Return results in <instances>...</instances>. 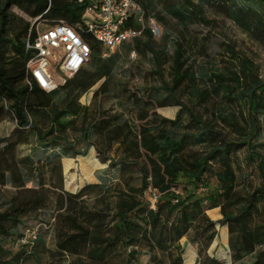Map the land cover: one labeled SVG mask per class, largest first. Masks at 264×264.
<instances>
[{"label":"trees","instance_id":"obj_1","mask_svg":"<svg viewBox=\"0 0 264 264\" xmlns=\"http://www.w3.org/2000/svg\"><path fill=\"white\" fill-rule=\"evenodd\" d=\"M136 1L143 8L146 19L156 18L162 22V16L155 12L158 1L164 12L180 23L200 19V5L214 2L247 32H264V0H199V5L191 0ZM48 3L49 0H0V121L5 117L15 121L12 135L0 138V264H20L21 253L6 247L5 243L11 238L15 244L20 243L29 228L26 226L20 232V226L47 208H53L60 216H63L60 210L67 211L63 219L58 220L60 226L56 231L57 250L64 254L86 255L103 262L109 248L118 241L134 246L143 238L152 249L158 247L166 252L168 264H182L183 247L179 241L186 236L189 242L196 245L198 261L203 257L202 264H222L207 253L216 235L215 225L219 223L227 226L233 264H264V160H257L258 153L255 151V145H259L256 143L259 129L256 115L264 112V80L249 68L246 60L241 68L225 72L216 69L212 73L214 79L209 78L213 80L214 88L200 89V76L192 65H188V47L183 40H177L171 60V85L163 83L165 93L154 95L149 101L153 109L176 104L180 110H187L191 120L198 124L195 133L179 134L173 130L179 124L180 110L175 119H161L153 124L147 120L148 115L142 109L139 124L107 116L98 123L85 126L88 108L82 106L78 99L97 81L112 73L120 55L115 52L103 57L100 44L80 27L79 33L90 47L88 62L54 90H44L31 78L26 67L31 53L26 50L25 44L27 39L35 38V26L11 8L17 7L31 19H41L49 25L63 21L73 27H78L85 9V4L77 0H51L49 10L45 12ZM133 25L140 26L137 22ZM143 34L146 41L141 42L136 37L123 46L126 51L150 52L154 71L161 75L162 65L166 62L168 36H163L162 43H156L149 28L145 27ZM226 47L233 51L231 45ZM92 67L93 72L89 70ZM181 85L189 89L190 94H197L200 101L223 89L225 97L232 95V98L245 103L250 117L248 129L238 124L233 113L229 117L218 114V118L204 121L193 112L191 99L186 97L190 105L180 100L176 90ZM152 115L157 116L154 110ZM79 119L85 121L77 127ZM216 120L231 127L234 140ZM73 128H77L85 141L99 138L92 144L102 156V161L110 158L107 152L117 142L122 157L113 164L117 163L122 169L138 166L139 191L142 193L151 188L157 195L155 207H151L147 201L133 194L118 192V211L114 215L117 221L113 225V235L107 240L112 247L101 248L98 243L100 236L89 227L93 220L100 219V214L92 210L84 211L81 206L86 190L97 184H88L76 193L64 189L62 157L85 154L74 149V143L68 140L67 133ZM31 138L37 147L43 149L42 152L19 156V146L29 144ZM189 140L203 146L202 151L185 156ZM241 145L248 146L247 157L256 161L261 176L260 185L243 193L236 189L237 177L232 168L234 151ZM87 159L94 161L93 156ZM213 161L219 163L220 170L212 168ZM70 163L71 159H66L65 168ZM73 180L72 176L67 184ZM28 183L34 185L28 186ZM7 184L13 191L4 197ZM128 188L134 191L132 187ZM105 205L108 208L109 202L106 201ZM217 207L222 217L213 221L206 211ZM41 241L37 235L26 244L31 248ZM136 254L131 249L126 264L135 260ZM158 258L156 254L150 256L152 263L159 264Z\"/></svg>","mask_w":264,"mask_h":264},{"label":"rangeland","instance_id":"obj_2","mask_svg":"<svg viewBox=\"0 0 264 264\" xmlns=\"http://www.w3.org/2000/svg\"><path fill=\"white\" fill-rule=\"evenodd\" d=\"M191 1L196 5L200 4L199 0ZM200 6V13H198L200 19L196 18L180 23L168 16L162 9L160 2L156 1L155 12L159 13L163 20L160 22L153 18L160 26V33L153 35L154 40L156 43H162L163 36H168L165 49L166 62L162 65L161 75L156 74L154 71L155 67L152 64L150 52L143 53L141 50L126 51L125 47L121 46L116 51L120 57L113 67L112 73L108 77H103L97 81L78 99L82 106L88 108L85 126L98 123L107 116L111 119L112 117H119L122 120L127 119L134 124H139L142 109L147 113V120L150 124L158 123L161 119H175L180 106L172 104L153 109L149 99L154 95L165 93L166 90L162 88L163 83L171 85L173 77L171 60L175 41L177 40H183L188 47L190 57L188 65H192L198 76H200L198 78L200 89L212 90L214 88L213 80L210 81L209 78L214 79L212 73L216 69L225 72L227 69L241 68L242 62H246V60L249 68L264 80V32L258 31L253 34L247 32L232 20L218 3L209 2ZM11 11L30 21L31 24L34 22V19L28 17L17 7H12ZM37 24L38 22L35 21L33 26L36 27ZM39 26L41 27L42 24H39ZM139 38L141 42L146 41L144 34ZM226 45H231L233 51L228 50ZM89 70L93 72L94 68H89ZM202 72L203 74H201ZM51 75L58 85L68 78L67 76L58 75L53 68H51ZM201 75L203 76L201 77ZM228 82L231 83L230 80ZM100 86L101 89L98 90ZM176 91L180 96V100L184 103L189 104L186 97L192 100L194 104L193 112L204 121L218 118V114H225L229 117L230 113H233L238 124L248 129L250 117L246 104L232 98V95L225 97L226 91L223 89L204 101H200L197 94H190V90L183 85ZM153 110L157 114L156 117L152 115ZM179 118V124L173 128L174 131L179 134L195 133L198 124L191 120L187 110H180ZM85 120L79 119L76 126L79 127ZM256 120L259 127L256 137V143L259 145H255V151L258 153L256 157L257 160L260 158L264 160V112L258 113ZM216 121L221 123L220 128L229 134L230 139L234 140L231 127L225 126L219 120ZM165 125L170 127L168 123H165ZM14 128L15 121L10 117H5L0 121V138L12 135ZM67 136L68 140L74 143V149L84 151L85 154H69L62 157L64 189L76 193L88 184H97L96 187L86 190V194L83 196L84 203L81 206L84 211L92 210L100 214V219L93 220L89 227L100 236L98 242L100 247H108L107 240L113 235V225L117 221V217L114 215L118 211V200L120 199L118 192L126 191L133 194L136 198L147 201L151 207H155L157 195L151 188L142 193L139 191L141 180L138 166L131 165L122 169L117 163L113 164L122 157L121 150L117 149V142L107 152L110 158L102 161V156L98 155L95 145L92 144L96 140L98 142L99 138L93 137L89 142L85 141L81 138L77 128L70 129ZM187 143L185 156L200 153L203 149V146L194 141L189 140ZM247 149V145L239 146L234 151L232 158V168L237 177L236 189L240 193L261 184L260 171L257 168L256 161H250L247 157ZM42 150V148L36 146L35 140L31 138L29 144L20 145L17 151L18 155L22 156L28 153L40 154ZM89 156H93L94 161H89L87 159ZM66 159H71L68 168H65L64 165ZM211 166L214 170L221 169L219 163L214 161ZM72 176L74 177L73 182L67 184ZM212 181L215 183L214 180ZM32 185L34 184L28 183V186ZM128 186L132 187L134 191L129 190ZM4 189V197L9 196L13 191L9 184ZM106 201L109 202L108 208L105 205ZM59 213H62L63 216H60L53 208H47L37 217L27 219L24 225L20 226V232H23L26 226L34 228L43 242L41 241L30 248L27 244H15L13 238L6 241V247L16 253H21L20 264H126L128 252L131 249H134L137 254L135 260H131L130 264H158L151 262L150 256L152 254L159 257V264H168L169 260L166 252L158 247L152 249L143 238H140L141 240L134 246H126L119 241L114 247L109 246L112 248H109L103 262L96 261L86 255L76 256L61 253L56 247V231L60 226L59 221L67 214V211L62 209ZM206 213L213 221H217L222 217L219 207L209 209ZM215 229L216 235L207 253L218 259L222 264H233L228 248L227 226L217 223ZM192 233L193 230L190 232V236ZM179 242L183 247L182 264H202L203 257H200V261H198L196 245L189 242L188 237H182ZM94 245L96 244L94 243Z\"/></svg>","mask_w":264,"mask_h":264},{"label":"built area","instance_id":"obj_3","mask_svg":"<svg viewBox=\"0 0 264 264\" xmlns=\"http://www.w3.org/2000/svg\"><path fill=\"white\" fill-rule=\"evenodd\" d=\"M77 1L85 4L78 27L63 21L49 25L41 19H35L34 22H38L35 27L36 36L33 40L26 41L25 48L31 53L26 63L27 71L46 91H52L58 86L51 75V68L55 69L58 75L60 72L64 76L72 77L88 62L90 47L79 33L80 27L87 30L100 44L103 56L115 53L124 44L140 37L145 27L149 28L153 35L160 33L159 24L151 18H145L143 8L136 0ZM50 4L51 0L45 12L49 10ZM134 22L140 26H134ZM36 236V230L29 227L19 242L26 244Z\"/></svg>","mask_w":264,"mask_h":264}]
</instances>
